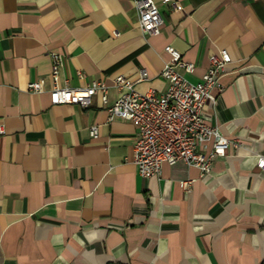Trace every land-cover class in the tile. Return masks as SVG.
<instances>
[{
	"label": "crops",
	"instance_id": "obj_1",
	"mask_svg": "<svg viewBox=\"0 0 264 264\" xmlns=\"http://www.w3.org/2000/svg\"><path fill=\"white\" fill-rule=\"evenodd\" d=\"M155 1L161 32L146 36L136 0H0V264L264 261V0ZM167 45L195 65L191 83L213 53L231 57L204 114L234 144L205 175L178 162L143 177L135 125L108 122L100 94L88 108L50 101L55 85L100 81L112 104L114 79L142 70L135 89L160 96ZM36 81L41 93L27 89Z\"/></svg>",
	"mask_w": 264,
	"mask_h": 264
},
{
	"label": "built area",
	"instance_id": "obj_2",
	"mask_svg": "<svg viewBox=\"0 0 264 264\" xmlns=\"http://www.w3.org/2000/svg\"><path fill=\"white\" fill-rule=\"evenodd\" d=\"M173 10H179L175 0H164ZM139 12V27L146 36H156L161 32L163 17L155 0H136ZM117 35V33H116ZM165 52L169 61L160 76L168 83L166 91L157 96L150 90L141 93L135 89L136 82L149 79L148 72L142 70L136 81L123 75L114 79L120 95L112 103H107L108 87L100 81L82 88L54 86L50 91V101L54 106L79 105L88 108L92 98L100 94L106 104L108 122L121 118L133 123L137 129L134 143V164L138 173L146 178L159 176L164 164L175 165L183 162L199 169L201 175L211 172L213 162L226 155L234 141L221 135L217 128L207 124L204 109L216 100L214 91H223L221 78L231 63L226 49L209 57V66L197 83H191L185 74H191L195 65L184 60L180 51L167 45ZM52 77L58 79L62 58L52 54ZM32 93L43 91V81L31 82L27 87ZM93 138L98 137V127L90 129ZM258 166L264 168V158H259ZM191 181L180 183L187 188Z\"/></svg>",
	"mask_w": 264,
	"mask_h": 264
},
{
	"label": "trees",
	"instance_id": "obj_3",
	"mask_svg": "<svg viewBox=\"0 0 264 264\" xmlns=\"http://www.w3.org/2000/svg\"><path fill=\"white\" fill-rule=\"evenodd\" d=\"M261 264H264V261Z\"/></svg>",
	"mask_w": 264,
	"mask_h": 264
}]
</instances>
